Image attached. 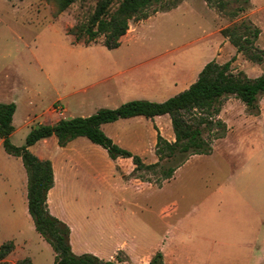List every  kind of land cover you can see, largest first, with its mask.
<instances>
[{"label":"rangeland","instance_id":"obj_1","mask_svg":"<svg viewBox=\"0 0 264 264\" xmlns=\"http://www.w3.org/2000/svg\"><path fill=\"white\" fill-rule=\"evenodd\" d=\"M223 1L222 12L204 0H185L170 11L132 20L120 46L108 50L72 45L66 35L90 18L95 6L91 0H77L61 13L56 0H0V104L16 106L11 143L21 147L32 128L52 124L47 111L53 106H62L68 118L129 101L164 102L187 90L210 61L230 62L233 74L242 72L250 79L262 75L264 62L248 61L220 31L242 21L252 23L261 31L255 46L264 50V0H249L237 16L232 14L244 5L242 0ZM127 68L129 73L109 77ZM130 84L135 94L126 96ZM115 89H120L123 102H106L103 95ZM259 106L256 117L247 114L241 101L224 100L218 118L227 127L225 136L213 141L209 155L190 160L160 187L155 183L162 169L173 162L133 173L131 160L124 159L130 165H118L103 148L82 137L64 148L54 137L30 147L54 169L48 209L72 230L74 252H96L107 261L112 256L116 264H143L158 251L163 264L164 258L167 264H264L256 250L264 246V223H259L258 239L246 234L245 223L255 219L246 215L240 194L247 169L264 175V96ZM156 126L153 119L136 117L101 130L120 148L153 164ZM169 130L172 133L171 123ZM261 189L258 211L264 221V185ZM252 238L248 250L245 242ZM7 241L14 244L8 262L28 258L31 264H53V251L35 231L27 211L22 162L0 144V246ZM120 244L124 251H115Z\"/></svg>","mask_w":264,"mask_h":264},{"label":"trees","instance_id":"obj_2","mask_svg":"<svg viewBox=\"0 0 264 264\" xmlns=\"http://www.w3.org/2000/svg\"><path fill=\"white\" fill-rule=\"evenodd\" d=\"M77 0H56L57 13L64 12ZM95 3L90 18L82 25H75L66 31L71 37L72 45L87 47L101 43L108 50L120 46L121 38L127 33L130 21L145 20L157 12H167L176 8L185 0H169L166 6L153 8L163 0H91ZM208 6L223 11V0H204ZM240 7L232 16L246 10L249 0H242ZM115 3L116 7L112 9ZM151 10V13L149 12ZM54 14V13H53ZM237 53L256 64L264 62V50L256 48L255 42L261 33L252 23L241 22L239 25L224 28L220 31ZM264 96V73L250 79L244 73L233 74L230 62L218 64L207 63L199 73L196 81L189 88L168 100L156 103L150 101H129L115 109H99L87 117L60 119L54 124L38 125L26 135L24 145L14 146L10 137L14 132L12 125L16 106L13 103L0 104V140L6 154L20 158L26 173L27 211L37 234L51 247L53 264H116L112 260H102L93 254L76 255L70 245V228L53 216L49 209L50 190L54 184L51 162L41 160L33 155L29 148L37 142L54 137L58 147H65L76 138L83 137L90 143L103 148L109 159H130L137 171H153L163 162H173L166 170L162 169V178L155 183L160 187L168 181L189 157L209 155L213 141L222 139L227 127L218 115L223 101L233 97L241 101L248 115H260V98ZM168 115L171 122L174 141H167L157 133L154 154L157 161L145 164L142 159L131 152L120 148L101 130V126L120 119L144 117L153 119L156 116ZM208 135H211L210 137ZM165 169V168H164ZM142 182V178L135 177ZM48 199V202H47ZM51 209V208H50ZM52 211V210H51ZM14 244L7 241L0 246V264H31L28 258L10 263L6 258L13 252ZM148 264H163V254L158 251Z\"/></svg>","mask_w":264,"mask_h":264},{"label":"crops","instance_id":"obj_3","mask_svg":"<svg viewBox=\"0 0 264 264\" xmlns=\"http://www.w3.org/2000/svg\"><path fill=\"white\" fill-rule=\"evenodd\" d=\"M131 26L132 25L130 23L129 24V29H128L126 34H128V32L130 31ZM126 34L123 37H125ZM96 45L104 47V46L101 45V43L92 44V45H89L87 47H84V46H81V47L88 48V47L96 46ZM129 72H130V68L123 69V70L117 69L114 73L109 75V77L113 78V77L117 76L118 74H126V73H129ZM101 80H104V79H101ZM134 94H135L134 85L130 84V85L125 87V95L126 96H133ZM148 95L151 96V95H155V94H148ZM119 96H120V89H115L113 94H104L102 98L108 103H111V101L123 102V101H121L120 98H118ZM114 98H116V100H114ZM60 108L62 110V113L60 115L55 112L56 111V107L55 106L51 107L47 111V114L51 118V121H53L52 124L56 123L60 119L73 118V117L66 118L65 110L62 108V106ZM259 116H257V117H259ZM166 117H169V116L168 115L156 116V117L153 118V121L156 122V124H157L156 127H159V132H160L161 136L164 139H166L167 141L171 142V141H174V134H173V132L171 133V131L169 130V123H171L170 122V118L167 120ZM133 118H136V117H133ZM139 118H144V117L139 116ZM130 119H132V118L120 119V120H128L129 121ZM130 122H132V121H130ZM130 122H128V123H130ZM110 124L111 123H108V125H110ZM122 124H124V123H122ZM39 125H41V124H39ZM106 125L107 124L102 125L101 129L104 130V127ZM162 126H164V129H162ZM114 127H112V128H114ZM164 130H166V131H164ZM154 136L156 137V132L155 131H154ZM42 141H44V140H42ZM116 142L119 143V140H116ZM155 142H156V140H154V142H153V144L151 146H154ZM0 144H1V140H0ZM201 156H204V155L191 156L180 168H178L174 172V175H173V177L171 179H174V176L177 173H179L180 171H182L183 166H185L190 160H192L194 158H197V157H201ZM128 160H130V159H128ZM114 162H117L118 165L121 164V163H125V164L127 163L128 165H130V162L124 161V159H121V158L116 159ZM131 164H132V162H131ZM132 166H133V164L129 166V167H131L130 169H133ZM246 172H249V173L247 174V176H243V179L240 182V185H241V193L240 194L242 195V204L244 206H246V208H244V211L246 212V215L251 216V218H254L255 220H254L253 224L250 223L249 220L245 223V231H246V234H252V236H256V239H258V234H259L258 226H259V223H262V224L264 223V221L262 220V215L258 211L259 208H260V205L262 203L263 193H262L261 187L264 185V181H263L264 175L261 172H250L248 169L246 170ZM53 174H54V169H53ZM171 179H169L168 182ZM249 184H251V186L248 187ZM47 202H48V199H47ZM259 217H260L261 221H259ZM262 227H264V226L262 225ZM71 235H72V230L70 231V245H71L72 252L74 254H76L74 252V250H73ZM252 240H253V238L251 240H248V241L245 242V245L247 246L248 250H250L252 248V244H251ZM122 247H123L122 244L118 245L116 247L115 251H117V250L118 251H124L123 250L124 248H122ZM256 250L259 252L258 256H260V258L264 259V246L263 247H256ZM92 254L97 256L99 259L105 260V259H103V257L99 253L92 252ZM152 256H153V254H150V256L146 257L143 264H148ZM108 260H113V257L109 256ZM105 261H107V260H105ZM164 264H167V259L166 258H164Z\"/></svg>","mask_w":264,"mask_h":264},{"label":"built area","instance_id":"obj_4","mask_svg":"<svg viewBox=\"0 0 264 264\" xmlns=\"http://www.w3.org/2000/svg\"><path fill=\"white\" fill-rule=\"evenodd\" d=\"M55 112L60 115L62 113V110L61 108H58Z\"/></svg>","mask_w":264,"mask_h":264},{"label":"water","instance_id":"obj_5","mask_svg":"<svg viewBox=\"0 0 264 264\" xmlns=\"http://www.w3.org/2000/svg\"><path fill=\"white\" fill-rule=\"evenodd\" d=\"M131 22V21H130ZM69 119V118H68Z\"/></svg>","mask_w":264,"mask_h":264}]
</instances>
